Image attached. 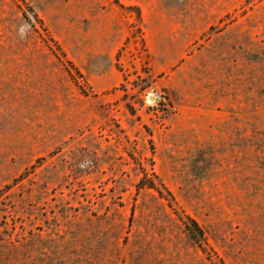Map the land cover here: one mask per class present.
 Returning a JSON list of instances; mask_svg holds the SVG:
<instances>
[{"label":"rangeland","instance_id":"obj_1","mask_svg":"<svg viewBox=\"0 0 264 264\" xmlns=\"http://www.w3.org/2000/svg\"><path fill=\"white\" fill-rule=\"evenodd\" d=\"M0 264H264V0H0Z\"/></svg>","mask_w":264,"mask_h":264}]
</instances>
